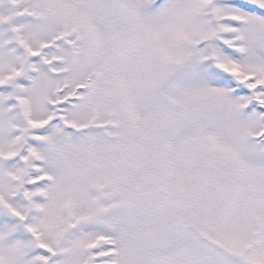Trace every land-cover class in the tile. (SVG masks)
Wrapping results in <instances>:
<instances>
[{"label": "snow or ice", "instance_id": "obj_1", "mask_svg": "<svg viewBox=\"0 0 264 264\" xmlns=\"http://www.w3.org/2000/svg\"><path fill=\"white\" fill-rule=\"evenodd\" d=\"M0 264H264V0H0Z\"/></svg>", "mask_w": 264, "mask_h": 264}]
</instances>
